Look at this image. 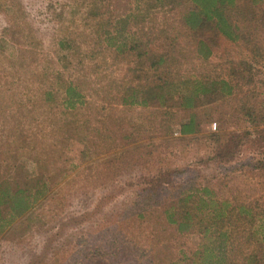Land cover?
<instances>
[{
	"label": "rangeland",
	"instance_id": "1",
	"mask_svg": "<svg viewBox=\"0 0 264 264\" xmlns=\"http://www.w3.org/2000/svg\"><path fill=\"white\" fill-rule=\"evenodd\" d=\"M168 1L170 6L164 8L159 0H0V175L13 161L22 159V175L40 173L56 179L31 213L17 218L0 234V264H95L99 258V254L95 255L98 249L101 251L98 244L110 231L98 230L100 217L121 203H129L137 179L132 177V187L109 185L104 178L105 148H97L84 160L71 150L68 161L55 160L53 150L63 145V137L66 140L62 141H77L67 138L70 120L60 113L55 102H42L41 95L47 85L58 88L59 79L78 78L84 81L83 91L91 89L92 93L96 89L93 97H88L96 104L97 119L109 115L111 119L107 121L114 129L119 121L144 123L142 126L149 123V113L141 108L120 112L115 104H107L113 93L107 96V89L112 83L130 78L129 68L134 61L124 51L132 40L137 38L141 44L148 35L161 50L168 45L166 35L179 30V39L186 44L187 37L177 25L178 11L186 0ZM133 13L137 14L136 21L129 16ZM160 29L164 30L160 33ZM242 47L222 41L199 70L208 71L211 63L212 73H233L247 55ZM245 58L249 59L250 72L239 81L243 90L251 91L252 81L256 80L262 81L264 88V59L253 58L251 53ZM184 61L201 63L187 54ZM216 106L212 118L202 122L199 134L186 141L170 139L166 146L159 136L151 137L141 131V139L136 141L139 145L123 144L119 151L128 159L136 156L138 146L153 150L156 159L183 169L173 175V184L193 177L197 183H208L229 201L235 202V198L264 207V170L257 167L264 153V147L258 144L263 141L259 140L257 129L264 126L241 123V118H233L230 113L219 118L217 112L223 108L228 111L230 103ZM171 129L175 131L177 126L172 124ZM211 133L238 136L237 145L223 162L211 157L214 143L207 137ZM142 143L145 146H140ZM37 162L41 163V170ZM157 164L151 171L142 169V175L150 176L159 167ZM58 170L63 175L56 176ZM111 188L120 192L111 193ZM99 203L103 204L97 208ZM80 215L86 216L79 223L81 228L68 222V217ZM180 241L183 247H194L199 237L189 233ZM72 256L75 260H70Z\"/></svg>",
	"mask_w": 264,
	"mask_h": 264
},
{
	"label": "trees",
	"instance_id": "2",
	"mask_svg": "<svg viewBox=\"0 0 264 264\" xmlns=\"http://www.w3.org/2000/svg\"><path fill=\"white\" fill-rule=\"evenodd\" d=\"M159 4L170 6L168 0H159ZM181 8L177 25L187 37L186 44L179 39V30L166 35L169 42L161 50L148 35L141 44L137 38L132 40L124 51L134 61L129 68L130 78L112 83L107 89V96L113 93L106 103L115 104L120 112L135 108L148 112V128L142 126L144 123L119 121L114 129L107 121L111 119L109 115L97 119L96 104L88 97H93L96 89L92 93L91 89L83 91L81 79H59L58 88L47 85L42 92V102H55L60 113L70 120L67 138L77 141H62L66 140L63 137V145L53 150L55 160L68 161V150L84 160L97 148H105L104 178L109 185L132 187V177L137 179L129 203H121L100 217L98 230L110 231L98 244L101 251L98 249L95 254H99L95 264H264V207L235 198V202L229 201L208 183H197L193 177L173 184V175L183 169L156 159L153 150L133 146L136 156L128 159L119 151L123 144L139 145L136 141L141 139V131L151 137L159 136L166 146L170 139L186 141L199 134L202 122L211 119L216 105L222 102L230 103V109L216 111L219 118L230 113L233 118H241V123L264 126L263 82L252 81L251 91L243 90L239 83L250 72L249 59L245 57L251 53L253 58L264 59V0H186ZM136 15H129L131 21H136ZM190 37L193 39L189 41ZM222 41L241 44L247 55L233 73H212L211 63L208 71H200L202 63L205 65ZM186 54L201 63L184 61ZM172 124L177 126L175 131ZM257 131L263 141L258 144L264 147V127ZM207 137L214 143L212 159L222 162L237 145L238 136L234 133L228 137L211 133ZM156 162L159 167L150 176H143L142 169L150 170ZM24 165L22 159L13 161L0 175V234L17 218L31 213L38 199L54 186L53 176L22 175ZM36 165L41 167L39 162ZM257 167L264 170V153ZM56 174L63 172L58 170ZM110 192L120 190L111 188ZM83 219L85 215L73 216L68 217V222L81 228ZM189 233L197 234L199 241L194 247H183L180 240Z\"/></svg>",
	"mask_w": 264,
	"mask_h": 264
}]
</instances>
